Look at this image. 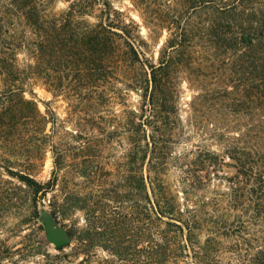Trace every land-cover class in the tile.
<instances>
[{"label":"trees","instance_id":"trees-1","mask_svg":"<svg viewBox=\"0 0 264 264\" xmlns=\"http://www.w3.org/2000/svg\"><path fill=\"white\" fill-rule=\"evenodd\" d=\"M52 1L0 0V81L5 82V88L0 89V143H21L19 131L25 126H30V136L38 143L51 140L45 130L46 117L15 83L26 69L41 74L49 87L74 91L78 100V88L94 93L115 79L120 67L116 57L121 50L130 63H141L138 51L127 41L129 50L121 49L117 40L120 34L111 23L82 19L88 14L87 3L71 0L67 11L55 13L47 7ZM187 2L185 18L173 27L157 61L144 63L149 76L142 79L132 75L134 88L145 92L147 102L140 112L131 110L126 138L137 146L143 143L148 150L146 175L138 160L133 176H128L135 192L114 193L124 203L133 201L130 206L135 208L138 223L144 218L142 225L135 227V236L146 240V246L138 249L137 263L264 264V0ZM196 13L197 21L192 17ZM207 13L212 15L211 22L214 18L210 27L202 26L200 18ZM223 17L226 21L221 23ZM155 20L149 22L154 25ZM17 22L20 29L15 32ZM193 32L208 34L228 49V61L223 62L232 83L230 89L220 90L200 85L183 120L179 113V73L196 69L206 75L194 59L196 43L188 38ZM19 48L32 53L33 64L17 67ZM193 80L198 84V79ZM192 137H206L223 146L235 170L231 176L220 171L219 178L228 184L225 191L207 188L195 192L198 187L193 183L192 167L224 162L215 152L198 151L193 160L188 152L176 153L175 147L190 143ZM173 168L182 171L181 191L167 179ZM11 174L35 195L42 190L28 174ZM100 197L105 198L96 195L93 199L90 194L72 191L67 198L85 204L89 221L94 223L93 206ZM103 205L106 214L109 205ZM95 234L93 226L85 232L88 240ZM63 247L56 246L58 250ZM141 252L144 259L139 256ZM119 256L120 264H126L124 250Z\"/></svg>","mask_w":264,"mask_h":264},{"label":"rangeland","instance_id":"rangeland-1","mask_svg":"<svg viewBox=\"0 0 264 264\" xmlns=\"http://www.w3.org/2000/svg\"><path fill=\"white\" fill-rule=\"evenodd\" d=\"M70 1L53 0L47 7L55 13L67 11ZM82 1L88 5V14H84L82 19L90 23H111L120 34L117 40L121 43V49L129 50L127 41L138 51L141 63H130L121 50L116 57L120 67L115 79L104 83V88H96L94 93L78 88L81 90L78 100L74 91L49 87L41 74L31 73L29 69L19 74L21 79L15 83L23 87V95L32 99L38 111L46 117L45 130L51 135V140L38 143L30 136L33 134L30 126H25L19 131L21 143H0V251L5 250L0 252V264H120L119 255L123 250L126 264H143L135 260L138 249L146 246V240L144 236L140 239L135 236V227L142 225L144 218L138 223L134 218L135 208L131 207L133 201L124 203L115 194L135 192L128 176H133L138 160L142 163L145 176L149 155L143 143L137 146V143H128L126 138L131 110L140 112L147 102L143 96L145 92L134 88L132 75L146 79L149 72L146 64L157 61L159 49L175 30L173 27L185 18L184 4L188 2ZM192 17L195 21L199 20L197 13ZM200 18L205 27H210L214 20L211 22L212 15L209 17L208 13L201 14ZM149 19L157 20L153 25ZM219 21L223 23L226 18ZM18 23L15 32L20 29ZM201 35L204 34L193 32L189 33L188 38L196 43L194 59L200 66L197 67L206 75L199 74L196 69L187 71L183 68L184 72L179 73L177 80L179 113L183 120L189 114V103L200 85L220 90L230 89L232 83L225 69L226 62H223L228 61V49L210 35ZM28 63L33 64L32 53L24 48L17 49V67L22 69ZM195 78L198 84L193 80ZM4 83L0 81V89L5 88ZM188 130L189 127L185 131ZM78 134L79 137L76 136ZM175 151L188 152L190 160L197 156L198 151L223 156L222 165H197L192 167L191 172L196 178L193 182L198 187L196 193L207 188L212 191L226 190L228 184L219 178L220 171L225 176H231L235 170L230 164L231 160L223 153L221 143L206 137H192L190 143H179ZM11 172L28 174L42 190L35 195ZM182 177V171L173 168L169 170L167 179L181 191ZM72 191L90 194L93 199H96V195L105 196L97 198L99 202L93 206L94 223L89 221L85 204L68 200ZM178 195L181 196V192ZM103 204L109 205L106 214L102 212L106 207ZM48 220L64 229L69 237L68 243L62 245L64 247L60 250L46 236ZM91 226L98 234L88 240L85 232ZM139 256L144 259L143 252Z\"/></svg>","mask_w":264,"mask_h":264},{"label":"water","instance_id":"water-1","mask_svg":"<svg viewBox=\"0 0 264 264\" xmlns=\"http://www.w3.org/2000/svg\"><path fill=\"white\" fill-rule=\"evenodd\" d=\"M46 236L48 240L54 245V246H62L66 245L69 241V237L66 233V231L60 227H58L54 221L48 220L46 222V228H45Z\"/></svg>","mask_w":264,"mask_h":264}]
</instances>
